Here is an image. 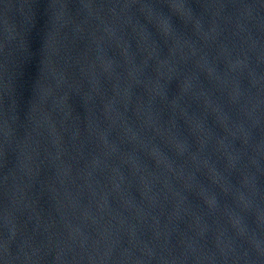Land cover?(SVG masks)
Wrapping results in <instances>:
<instances>
[{
    "label": "water",
    "instance_id": "95a60500",
    "mask_svg": "<svg viewBox=\"0 0 264 264\" xmlns=\"http://www.w3.org/2000/svg\"><path fill=\"white\" fill-rule=\"evenodd\" d=\"M0 264H264V0H0Z\"/></svg>",
    "mask_w": 264,
    "mask_h": 264
}]
</instances>
